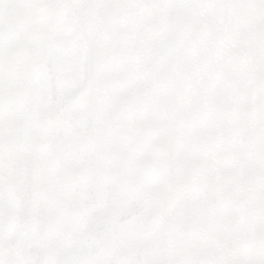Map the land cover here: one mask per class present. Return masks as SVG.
I'll use <instances>...</instances> for the list:
<instances>
[{
	"label": "snow or ice",
	"instance_id": "1",
	"mask_svg": "<svg viewBox=\"0 0 264 264\" xmlns=\"http://www.w3.org/2000/svg\"><path fill=\"white\" fill-rule=\"evenodd\" d=\"M0 264H264V0H0Z\"/></svg>",
	"mask_w": 264,
	"mask_h": 264
},
{
	"label": "rangeland",
	"instance_id": "2",
	"mask_svg": "<svg viewBox=\"0 0 264 264\" xmlns=\"http://www.w3.org/2000/svg\"><path fill=\"white\" fill-rule=\"evenodd\" d=\"M16 60V44L13 41L9 63L15 67ZM18 84L19 81L16 78L15 72H13L11 79L13 96ZM47 87L53 95L52 110L56 115V119L52 123L51 131L53 141L63 144L65 148H70L69 138L77 133L78 118L82 110L85 94L78 93L74 95L71 90L65 91L55 82H50Z\"/></svg>",
	"mask_w": 264,
	"mask_h": 264
}]
</instances>
